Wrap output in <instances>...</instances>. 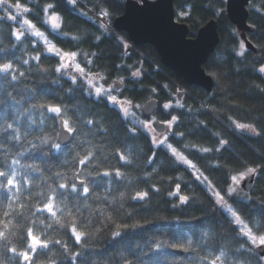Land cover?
I'll return each instance as SVG.
<instances>
[{"label": "clouds", "instance_id": "9594fccd", "mask_svg": "<svg viewBox=\"0 0 264 264\" xmlns=\"http://www.w3.org/2000/svg\"><path fill=\"white\" fill-rule=\"evenodd\" d=\"M0 264H264V0H0Z\"/></svg>", "mask_w": 264, "mask_h": 264}, {"label": "water", "instance_id": "95a60500", "mask_svg": "<svg viewBox=\"0 0 264 264\" xmlns=\"http://www.w3.org/2000/svg\"><path fill=\"white\" fill-rule=\"evenodd\" d=\"M140 15L135 11L130 12L125 26L129 27L141 42L148 40L157 44L170 67L181 73L186 71L187 61L193 55L190 50L192 46L185 45L183 37L179 34H170L153 27L149 22H142ZM185 39L189 43L197 42L196 37L187 36ZM172 73L175 75V72Z\"/></svg>", "mask_w": 264, "mask_h": 264}, {"label": "trees", "instance_id": "16d2710c", "mask_svg": "<svg viewBox=\"0 0 264 264\" xmlns=\"http://www.w3.org/2000/svg\"><path fill=\"white\" fill-rule=\"evenodd\" d=\"M190 38H195L196 36L195 35H190L189 36ZM157 55H158V53H157ZM172 75H174L173 73H171Z\"/></svg>", "mask_w": 264, "mask_h": 264}, {"label": "snow or ice", "instance_id": "6c2138e0", "mask_svg": "<svg viewBox=\"0 0 264 264\" xmlns=\"http://www.w3.org/2000/svg\"><path fill=\"white\" fill-rule=\"evenodd\" d=\"M25 259H27V256H25Z\"/></svg>", "mask_w": 264, "mask_h": 264}]
</instances>
